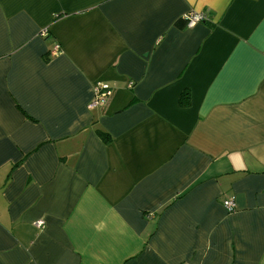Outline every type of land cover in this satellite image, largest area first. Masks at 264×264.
I'll use <instances>...</instances> for the list:
<instances>
[{
    "label": "crops",
    "instance_id": "crops-1",
    "mask_svg": "<svg viewBox=\"0 0 264 264\" xmlns=\"http://www.w3.org/2000/svg\"><path fill=\"white\" fill-rule=\"evenodd\" d=\"M0 264H264V0H0Z\"/></svg>",
    "mask_w": 264,
    "mask_h": 264
},
{
    "label": "built area",
    "instance_id": "built-area-1",
    "mask_svg": "<svg viewBox=\"0 0 264 264\" xmlns=\"http://www.w3.org/2000/svg\"><path fill=\"white\" fill-rule=\"evenodd\" d=\"M183 18L186 21V27L190 28L197 23L206 20L207 16L205 13L191 12L183 15ZM112 90V87L108 83H105L103 81L94 82L92 85V97L88 104V107H104L112 95ZM234 205L235 204L232 198H225L222 201V206L229 213L234 211Z\"/></svg>",
    "mask_w": 264,
    "mask_h": 264
},
{
    "label": "trees",
    "instance_id": "trees-1",
    "mask_svg": "<svg viewBox=\"0 0 264 264\" xmlns=\"http://www.w3.org/2000/svg\"><path fill=\"white\" fill-rule=\"evenodd\" d=\"M186 97H188V96L186 95Z\"/></svg>",
    "mask_w": 264,
    "mask_h": 264
}]
</instances>
